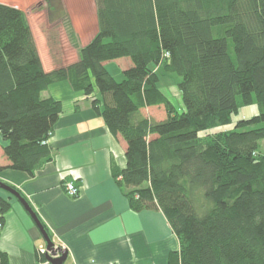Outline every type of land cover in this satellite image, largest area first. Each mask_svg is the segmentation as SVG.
Instances as JSON below:
<instances>
[{"label":"trees","instance_id":"16d2710c","mask_svg":"<svg viewBox=\"0 0 264 264\" xmlns=\"http://www.w3.org/2000/svg\"><path fill=\"white\" fill-rule=\"evenodd\" d=\"M94 1L96 33L73 45L77 61L52 71L23 11L0 2V171L33 176L52 160L62 104L42 94L67 81L125 142L113 179L133 211L166 218L179 241L169 264H264V0ZM44 3L50 21L63 18L60 0ZM122 59L130 66L116 78L105 64ZM155 69L175 80L183 110ZM254 103L259 113L232 130L200 135ZM152 107L164 118L144 116ZM10 209L0 197L1 229ZM0 264H10L1 251Z\"/></svg>","mask_w":264,"mask_h":264},{"label":"crops","instance_id":"0c3cea01","mask_svg":"<svg viewBox=\"0 0 264 264\" xmlns=\"http://www.w3.org/2000/svg\"><path fill=\"white\" fill-rule=\"evenodd\" d=\"M122 60L116 61L125 65L119 74L130 66ZM42 97L62 104L48 140L53 158L33 176L3 169L0 182L32 207L54 243L67 252L64 264H169L179 241L166 218L156 210L133 211L113 179L112 168L126 164L122 138L109 132L92 112L90 99L67 81L52 84ZM7 165L0 139V167ZM67 182L79 189L77 197L66 194ZM0 197L11 206L0 231V251L10 264H48L38 258L44 241L32 219L7 192L0 189Z\"/></svg>","mask_w":264,"mask_h":264},{"label":"rangeland","instance_id":"374dc122","mask_svg":"<svg viewBox=\"0 0 264 264\" xmlns=\"http://www.w3.org/2000/svg\"><path fill=\"white\" fill-rule=\"evenodd\" d=\"M60 1L64 10L60 18H63L53 22L50 21V17L47 15V6L44 0H0L1 3L16 6L23 11L32 31L42 66L47 71L60 68L64 65L63 63L66 65L72 63L75 60L74 56H77V51L73 48V45H77V47L86 45L97 31L94 0ZM122 61L130 63L128 59ZM122 63L124 64V62L110 61L105 64V67L116 77V75H120V68L125 67ZM156 71L160 76L159 88L178 111L183 110L184 106L175 80L161 75L158 70ZM142 112L144 116L154 120H161L165 116L163 107L147 108ZM258 113L259 108L256 103L250 106H240L237 112L231 115L228 125L201 132L200 135L232 130L237 121L249 119ZM258 152L264 155V140L259 142ZM12 198L14 199V197Z\"/></svg>","mask_w":264,"mask_h":264},{"label":"water","instance_id":"95a60500","mask_svg":"<svg viewBox=\"0 0 264 264\" xmlns=\"http://www.w3.org/2000/svg\"><path fill=\"white\" fill-rule=\"evenodd\" d=\"M0 189L7 192L10 196L14 197L29 217L32 219L33 223L35 224L37 230L39 231L45 245V254L44 258L48 264H64L67 258V252L62 249V247L57 246L48 232L46 231L45 227L39 220L38 216L32 209V207L26 202V200L20 195V193L10 186L0 182Z\"/></svg>","mask_w":264,"mask_h":264},{"label":"built area","instance_id":"2783aa9c","mask_svg":"<svg viewBox=\"0 0 264 264\" xmlns=\"http://www.w3.org/2000/svg\"><path fill=\"white\" fill-rule=\"evenodd\" d=\"M64 189H65L66 194L69 197H77L79 194V189L75 186L73 182H67L64 185ZM0 230H1V226H0ZM44 254H45V245H44V248L39 249V255L44 256Z\"/></svg>","mask_w":264,"mask_h":264}]
</instances>
